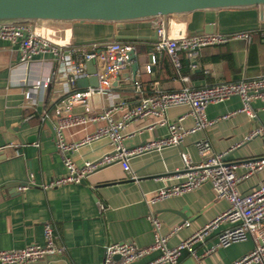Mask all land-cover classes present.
Segmentation results:
<instances>
[{"label":"crops","instance_id":"1","mask_svg":"<svg viewBox=\"0 0 264 264\" xmlns=\"http://www.w3.org/2000/svg\"><path fill=\"white\" fill-rule=\"evenodd\" d=\"M56 28L54 40L70 46L86 45L116 39L136 49L139 70L131 79L130 65L112 76L110 92L118 94L127 105L136 104L142 94L178 90L182 85L202 87L225 81H237L264 76V17H259L257 7L244 9L197 10L168 18L167 35H191L206 30L230 33L250 30V41L231 40L224 44L206 46L188 58L179 52L183 75L181 82L175 75L168 55L157 50L159 36L155 32L161 18L132 21L117 30L115 23L100 22H47ZM118 34L131 36L117 39ZM151 50V51H149ZM17 43L0 40V250L22 248L30 243L43 242V225L54 227L57 242L64 247L62 254L31 264H101L104 248L113 242L131 241L145 246L153 240V229L147 219L148 204L155 191L174 184L184 173L180 151H185L196 162L199 154L195 143L206 136L217 152H226V159L238 162L253 156H264V138L253 136L245 139L255 128H264V99L251 102L256 114L253 119L236 112L227 118L221 116L241 106L238 96L221 102H211L204 110L208 120H215L205 132L186 134L178 146L146 151L129 158L135 178H125L119 163L91 173L84 183H68L60 187L43 188L42 185L65 170L61 155L54 145V108L65 97L63 91V67L55 63L48 50L38 54L27 64H20ZM86 66V64H85ZM96 70L100 64L94 62ZM149 67V71H147ZM87 70V68H86ZM49 79L50 91L42 92L37 110L26 107L24 93L37 82ZM138 81L140 91L134 86ZM73 89H84L75 85ZM107 95L93 102L94 108L105 107ZM45 111L49 119L39 120ZM72 112H82L80 104H74ZM115 117L119 113L114 114ZM161 117L148 116L135 119L122 130L124 144L133 148L144 142L163 136L166 127L160 125ZM166 118L182 128H190L194 119L186 105L169 107ZM75 126L66 130L68 140H77L94 128ZM107 139H99L80 146L71 157L80 165L94 160L109 151ZM238 173L243 172L238 168ZM264 182V169L242 180L238 188L244 193ZM25 186V188H20ZM227 207V202L215 197L207 182L179 195L155 202L151 208L160 221V232L167 234L172 228L189 222L169 236L173 246L185 239ZM226 227L220 224L204 240L192 245L193 253L183 250L177 264H228L252 250L250 236L233 241L207 252L217 243L218 233ZM155 254L144 256L135 264H142ZM1 264V263H0Z\"/></svg>","mask_w":264,"mask_h":264},{"label":"built area","instance_id":"2","mask_svg":"<svg viewBox=\"0 0 264 264\" xmlns=\"http://www.w3.org/2000/svg\"><path fill=\"white\" fill-rule=\"evenodd\" d=\"M56 28L47 22L35 23H5L0 24V40L11 44L17 43L20 50V64H27L38 54L50 51L55 63L63 67L64 99L53 111L55 124L53 127L54 145L61 155L65 172L51 178L42 185L43 188L60 187L68 183H80L91 173L105 168L113 163H119L124 171L125 178H135L129 165L131 156L150 151L161 150L167 146H178L186 134L195 131L205 132L215 120H208L204 110L211 102H221L231 96H238L241 106L228 116L241 112L248 118L256 117L251 102L255 99H264V76L225 81L202 87L182 85L178 90L161 91L151 95L142 94L138 102L132 106L119 98L118 94L111 93L109 88L111 78L118 72L126 69L130 62L127 51L132 48L128 44L113 39L93 42L86 45L70 46L64 41L54 40ZM156 33L159 36L156 49L164 50L169 57L176 77L181 82L187 81V76L180 72L181 61L179 52L190 58L203 47L224 44L231 40L250 41V30H240L230 33L219 31L199 32L191 35H167L162 23L156 24ZM260 33L264 35V28ZM86 60H93L100 64L96 70L98 86L84 89H73L77 80L91 76L85 66ZM149 71V67H147ZM49 79H43L31 85L24 93L26 107L37 110V101L42 99V92L48 85ZM135 88L140 91L138 81H134ZM107 95L108 103L105 107L94 108L95 99ZM82 106V112H72L74 104ZM186 105L194 119V124L187 129L182 128L166 118L169 107ZM119 113L115 117V113ZM148 116L161 117L159 124L166 127L163 136L144 142L133 148L124 144L123 128L135 119ZM45 111L39 113V120H48ZM94 124V128L77 140H68L66 130L75 126ZM264 138V128L257 127L247 136ZM107 139L111 149L94 160H86L78 165L71 157V152L80 146L99 139ZM199 160L193 162L185 151H180L182 169L184 173L172 185L158 188L154 195L147 200V219L153 229V240L145 246H138L131 241L109 243L104 248L101 264H135L144 256L155 254L142 264H177L181 252L188 250L193 253L192 245L200 242L220 224L226 227L218 233L217 243L207 252L217 247L225 246L233 241L243 240L250 236L254 241L252 250L228 264H264V182L258 183L247 192H240L239 183L264 169V156H253L238 162L226 159V152L214 150L209 139L204 136L196 143ZM238 168L243 172L238 173ZM209 183L218 199L227 202V207L215 218L195 229L185 239L173 246L168 245V238L189 222L172 228L167 234L160 232V221L154 214L151 206L162 199L179 195L185 191ZM25 188V186H20ZM64 247L57 242L54 227L46 222L43 225V242L26 244L22 248L0 250L1 264H31L47 260L48 257L62 254Z\"/></svg>","mask_w":264,"mask_h":264},{"label":"water","instance_id":"3","mask_svg":"<svg viewBox=\"0 0 264 264\" xmlns=\"http://www.w3.org/2000/svg\"><path fill=\"white\" fill-rule=\"evenodd\" d=\"M257 7L259 17H264V0H0V24L35 22H100L115 23L117 30L132 21L161 18L163 30L167 32L168 18L173 15L191 13L197 10L244 9ZM156 32V30H155ZM200 32H213L204 27ZM199 33V32H197ZM131 36L118 34L117 39ZM113 40V39H109ZM151 51V50H149ZM141 49L130 48L127 59L130 62L131 79L139 70L138 57ZM91 75L77 80L82 88L98 86L96 67L93 60L85 62ZM50 91V83L46 95ZM49 129L53 131L49 124ZM2 151L0 150V156ZM82 183L85 181L82 180Z\"/></svg>","mask_w":264,"mask_h":264},{"label":"trees","instance_id":"4","mask_svg":"<svg viewBox=\"0 0 264 264\" xmlns=\"http://www.w3.org/2000/svg\"><path fill=\"white\" fill-rule=\"evenodd\" d=\"M180 61H181V59H180ZM182 65V64H181ZM182 69H180V72L182 73V71H181ZM183 74V73H182Z\"/></svg>","mask_w":264,"mask_h":264}]
</instances>
